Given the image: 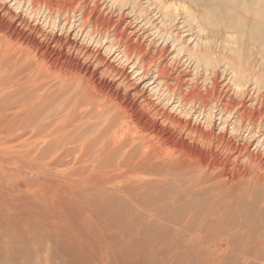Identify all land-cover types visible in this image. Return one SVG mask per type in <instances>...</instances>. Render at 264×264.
I'll use <instances>...</instances> for the list:
<instances>
[{"label": "rangeland", "instance_id": "rangeland-1", "mask_svg": "<svg viewBox=\"0 0 264 264\" xmlns=\"http://www.w3.org/2000/svg\"><path fill=\"white\" fill-rule=\"evenodd\" d=\"M18 2L0 0V21L30 34L31 30L19 25L24 19L36 29L32 34L35 39H40L41 31L48 37L71 40L88 51L89 57L72 54L90 73L97 74V83L106 89V98L98 102L104 104L110 95L114 104L134 115L145 132L142 134H149L147 140L151 136L149 141L156 142L158 135L170 142V149H166L169 154L165 152V160H154L145 171L106 174L102 170L104 174L66 176L68 169L78 166L77 161L51 168L49 160L35 150L33 128L10 137L0 132V264H264V246L257 255H239L242 243V247H251L264 238V183L248 186L246 181L234 180L241 170L240 174L250 171L247 153L264 162V0L203 1L201 9L215 19L213 26L202 22L208 30L204 33L183 21L182 12L168 22L155 0L33 1L35 9L50 4L52 13L47 16L42 11L31 14L28 0ZM4 9L11 10L17 20L7 16ZM93 9L96 14L91 13ZM228 32L235 33V39H228ZM206 38L208 42L203 41ZM109 46L114 49L108 51ZM198 50H211L222 57L207 67L193 55ZM97 57L113 64L122 76L102 73L104 64H98ZM37 80L36 75L21 80L23 87H19L28 92L16 96L17 106L31 107L48 92L49 81ZM97 105L91 107L84 121L78 120V128L95 123L91 133L108 130L109 117L97 113ZM169 115L179 123L168 122ZM135 127L124 132L126 138L120 143L129 142L138 129ZM191 128L203 134L195 135ZM17 136L23 139L10 141ZM234 148L240 149V154ZM137 158L122 161L121 166L127 168ZM179 160L184 164L171 171L159 168ZM194 166L198 170L192 173L216 177L205 186L211 191L180 201L179 195L185 194L186 188L190 189L186 193L195 190L192 185L197 184L198 173L185 174L190 167L196 169ZM255 167L254 176L264 179V169ZM194 208L222 213L226 226L213 228L216 232L212 238L184 228Z\"/></svg>", "mask_w": 264, "mask_h": 264}, {"label": "bare ground", "instance_id": "bare-ground-1", "mask_svg": "<svg viewBox=\"0 0 264 264\" xmlns=\"http://www.w3.org/2000/svg\"><path fill=\"white\" fill-rule=\"evenodd\" d=\"M18 1H20V0H15V5H18V3H19ZM33 1L37 2L38 0H28V2H27L28 10H29V12L31 11L30 12L31 14L33 12L36 13L38 11L39 12L42 11L43 14L48 15V14L52 13L51 12L52 7L51 6L49 7V5L52 3H55L59 0H49L50 4L48 6L47 5H41L40 7H37L36 9L33 7V6L36 7L35 3L33 4ZM43 1H47V0H43ZM155 1H157L159 3V5L161 6V11L163 12V16L168 22L169 21L170 22L175 21L176 17H178V15L181 14V12H182V14L185 16L183 21L189 22L192 26H196V28L199 29V33H204L206 31L203 28V26H205L207 29V26L202 24V22H204V20L207 21V23L209 22V25L213 26L215 24V22H214L215 19L213 21V17L211 16V14L208 13L206 11V9H201L202 8L201 3L203 1H207V0H194V1L190 0L191 2L189 1V3H191V4H187L186 0H171V1L169 0L170 2L169 1L163 2L164 0L163 1L155 0ZM213 1L214 0H210V3ZM34 9H35V11H33ZM92 12H95V14H96V9L91 10V13ZM4 13L7 16H10V17L14 18L15 20H17V18L12 16L11 10L4 9ZM56 19L57 18H55V20L53 21V24L56 23ZM216 23H218L217 20H216ZM19 25L31 30V33L30 34L24 33L23 31H19L16 28H14L13 24H5L3 21H0V101L5 102L4 104H0V116H2L0 118V132H1V134L5 135L6 137L7 136L10 137V136H15V134H18L19 131H22V130L26 131L27 129L33 128V130H35L33 132V140H35V144L37 145L35 150L39 153L38 156L46 157L49 160L51 168L56 167L58 165H62V164L68 165L74 161H77L78 166L74 167L73 169H68L69 171L64 173L66 176L69 174L70 175H81V176H84V175L92 176V175H96V174L97 175L101 174V173H103V171L106 174L112 173V172H117V171H119L120 173L130 174V173L140 171V170L145 171L147 169V167L150 166L151 164L155 163L156 160L161 159V158L164 159V157L166 155L165 152L167 153L166 149H170V147L168 148V144H170V142L167 144V141H165L164 138H161L158 135H156L157 138H155V139H157L156 142L149 141L151 136H149L150 138H148V140H147V138H146L147 132H146V134H142L145 132L141 128H139V123H137L136 119H134V117H133L134 115L132 114L133 115L132 116L131 113L128 114V110L126 111V108L123 109L122 108L123 106L121 107V106H118L117 104H114L112 99L111 98L109 99L110 95L104 104L103 103L100 104L98 102V100L101 99L102 97L106 98L107 94L105 97L103 95V93L105 92L106 89L97 83V81H98L96 78L97 74H95L93 72L90 73V69L86 68L85 65L81 64L79 62L78 57L77 56L75 57L72 54V53H77V55L83 54V56L85 55V56L89 57L91 55L89 54L88 51L82 50L81 48H79L77 46L76 43H74L71 40H63L57 36L48 37L47 35L43 34L41 31L38 33L39 34L38 37L40 36L39 38L41 40L40 39L37 40L32 35L33 32L35 33L36 29L30 28V26L28 25V23L24 19L19 21ZM79 26H81V25H79ZM219 27H221V26H219ZM91 28H93V27H91ZM225 29H227V27H225ZM90 30L93 31V29H90ZM229 31H230V28H229ZM230 32H228V35H229V36H227L228 39H230V40L235 39V37H234L235 33L233 35V34H230ZM90 33H91V31H90ZM86 35H87V33H86ZM122 35H124V32L122 33ZM88 37H90V36H88ZM92 37L93 36H91V38ZM175 37H178V36H175ZM226 39L227 38H225V40ZM175 40L177 41L178 39H175ZM207 40L208 39L206 38L203 41H207ZM226 41H228V44L230 43L229 40H226ZM51 44H53V47L51 46ZM204 44L207 47L206 42H204ZM231 44H233V42ZM201 45H202V43H201ZM61 47H63L64 49L67 48V50H69V52L65 53V52L61 51L60 49H58ZM112 49H114L113 46H109L107 48L108 51H110ZM207 51H209V50H206V52L205 51L202 52V50L199 52L195 51L197 53H194L193 55L196 56L198 63H201V64L203 63L205 66L210 67V66L214 65L215 63H217L221 54H220V56H218V55L216 56V54L213 51H211V50L209 52H207ZM121 55H123V57H124V54H121ZM117 56H120V54H118ZM220 61H221V59H220ZM96 62L98 64H102V65L104 64V66L102 67V73L110 72L113 74L115 73L119 76L121 75V73L114 68L113 64L108 63V62H102V59L100 57L96 58ZM99 68L100 67H98V69ZM98 69H97V71H98ZM99 71H101V70H99ZM34 75H36L40 81H41V79L42 80L43 79L48 80L49 84H51V87L50 88L48 87V88H49V90H52V91L49 92V90H48V92L47 91H46V93L44 92L45 94L44 95L42 94L43 97L40 96L38 102L36 104L34 103V104L30 105L31 107H29V105H28V106H23V107L21 106L22 107L21 108L19 105L17 106V104H18L17 102L19 100L15 101V98H16V96H18V94L20 92L22 93L24 90L28 92V89L22 88L23 86L19 85V83L25 77H28V78L31 77L32 78V76H34ZM39 80H37V82ZM32 82H34V80ZM42 85L40 87H42ZM46 85H48V84H46ZM19 86H22V87H19ZM237 88H239V85H237ZM155 92H156V90H155ZM35 95H37V94H35ZM35 97L33 96V98H35ZM26 100H28V98H26ZM19 103H21V102H19ZM97 103H99V105H97ZM144 103L146 105H149L147 103V101H144ZM122 104H120V105H122ZM94 105H97L96 106V108H97L96 112L97 113H99L100 115H104V116L108 115V117H109L108 119L110 120V125L108 126V130H105L103 132L94 131L95 133L93 134L91 132L95 129V123L84 125V123L82 122L83 125L87 126V127H81V128H78L76 125H78L77 124V122H79L78 120L81 121V119H83L82 121H84V117H87L88 115H90L91 107H94ZM149 106H147V107H149ZM28 109H30V110H28ZM27 111H29V114ZM245 112H247L246 109H245ZM20 114L22 116H24V118L25 117L26 118L23 119L20 116ZM19 117H21L22 120L19 119ZM105 120L107 121V119H105ZM168 120L170 121V123L172 121V124H173V122L176 124L179 123V122H177L178 121L177 119L176 120L172 119V116L170 117V115H169V117H167V121ZM21 121L24 122L25 127H23V124L21 123ZM87 123H89V122H87ZM132 125L136 126L135 128H138L141 130L137 129V131L134 134L132 133L133 135L130 137V140L128 139L129 142L125 141V143H123V144L120 143L123 139L126 138V136L124 135V132L130 131V130L127 131V129H129L130 127H133ZM142 127H143V125H142ZM184 127H187V126H185V124H184ZM135 128L132 130L135 131ZM109 130L113 132L111 136H108V134H107V131H109ZM153 130H155V129H153ZM197 130H198V128H197ZM190 131L194 132V134L197 132L194 128H191ZM190 131H188V132H190ZM197 133L200 134L199 132H197ZM90 134H92V135H90ZM201 134H203V133H201ZM148 135L149 134H147V136ZM205 135H206V133H205ZM207 135H208V132H207ZM26 136H28V134H26ZM26 136H24V137H26ZM197 136H199V135H197ZM152 137L154 139L153 135H152ZM21 138H22V136H20V137L17 136L15 139L12 138L10 141L16 142V141H19ZM202 140H203V138H202ZM204 140H207V139H205V137H204ZM6 141H7V139H6ZM227 146H229V144ZM234 150L239 152V154H240V149L234 148ZM42 151H47V155H42ZM167 154H169V153H167ZM188 155L186 154V156H188ZM169 156H171V155H169ZM137 157H141V158L139 159ZM136 158H137L136 161H138V159H139L138 163H135L136 161L130 163L131 162L130 161L129 162L130 164L126 165L127 168H124L121 166V164L123 163L122 161L135 160ZM246 158L248 159V161H250L249 162L250 163L249 164L250 165V171L246 172L244 174H240L241 172H243L242 170L239 173H238V171H236L238 174H235L236 176L234 175V180L239 178L241 182L246 181L247 184H245V183L244 184L248 185V186L251 184L253 186H258V185L264 183L263 177L261 178L260 176H254V172H253L256 168L255 165L259 168L264 169V162H261V161L257 162L258 160H256V157L250 153L246 154ZM154 160H155V162H154ZM108 163H111V164L108 165V167L106 169H105V167H102V165H106ZM126 163H127V161H126ZM177 164L183 165L184 160H179L177 162H169L167 164V166H166V164H161L159 166V168L162 167V169H167L166 170V172H167V171H171L172 169L177 168ZM151 167H152V165H151ZM194 167H196V166H194ZM197 167H196V169L193 167H190L189 169L187 168L190 171L188 173H185V174L191 175V174L198 173L197 175L199 177H198V180L196 177H195L196 180L193 179L194 181H197L196 185H192L193 187L195 186V188H194L195 190L186 193V191L187 190L189 191L190 189L185 187L187 189L184 192L185 194L179 195L180 201H181V198H183V199L184 198H192L194 196L199 197V196L205 195L207 190H208V192L211 191L210 189L205 190V186L207 184H209L210 182H212L213 180H215L216 177H212V175H210V174L200 173L199 171L192 173V171L198 170ZM181 168L185 169V167H181ZM162 169L159 171H163ZM184 169H182V170H184ZM178 170H180V169H178ZM156 172H157V170H156ZM231 173H232V171H231ZM248 173H250V174H248ZM227 174H228V172H227ZM232 176H233V173H232ZM251 177L253 179L250 182H248L247 180H249ZM224 182L225 181H223V183ZM192 183L193 182H191V184ZM194 184H195V182H194ZM216 184H217V182H216ZM184 190L185 189H183L182 191H184ZM182 191H180V193ZM211 195H212V192H211ZM191 203H195V201H193ZM192 206L196 207V205H193V204H192ZM190 208H192L191 205H190ZM201 209H202V207H201ZM192 211H194V212L192 213ZM192 211L190 210V213H188L187 222H186V224H183V225H184V228H185V226H186V228L190 227L188 229L193 230L194 233L196 232V234H198V235L199 234L201 235L203 233H207L208 236L212 238L214 236V233L216 232L215 230H213V228L220 229V227L223 224H225V220L223 218L224 215L222 213H216V214L214 213L213 214L212 210H210V209L200 210V211L198 209V211H197L196 208H194V210H192ZM203 214H205V216H201ZM198 216H200V217H198ZM239 218L241 219V217H239ZM181 223H184V222L181 221ZM183 225H181V226L183 227ZM225 226H226V224H225ZM245 228H244V230H245ZM193 231H191V232L193 233ZM233 231L234 230H232V232ZM242 232H244V231H242ZM230 234L228 236H230ZM193 235H195V234H193ZM202 237H204V236H202ZM211 240L214 241L213 239H211ZM263 241H264V238H261L257 242H255L254 245L251 247H248V246L242 247L243 246V243H242L241 249L243 252H241V254H239V255H241L243 257H247V258L249 255L251 256V254L257 255L258 253L261 252L262 247L264 246Z\"/></svg>", "mask_w": 264, "mask_h": 264}, {"label": "water", "instance_id": "water-1", "mask_svg": "<svg viewBox=\"0 0 264 264\" xmlns=\"http://www.w3.org/2000/svg\"><path fill=\"white\" fill-rule=\"evenodd\" d=\"M77 0H75V2H76Z\"/></svg>", "mask_w": 264, "mask_h": 264}]
</instances>
